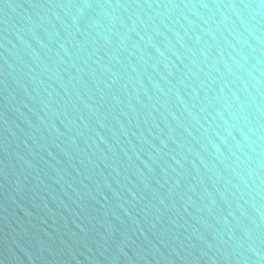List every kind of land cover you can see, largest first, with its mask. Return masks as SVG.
Segmentation results:
<instances>
[{"label": "water", "instance_id": "water-1", "mask_svg": "<svg viewBox=\"0 0 264 264\" xmlns=\"http://www.w3.org/2000/svg\"><path fill=\"white\" fill-rule=\"evenodd\" d=\"M0 264H264V0H0Z\"/></svg>", "mask_w": 264, "mask_h": 264}]
</instances>
